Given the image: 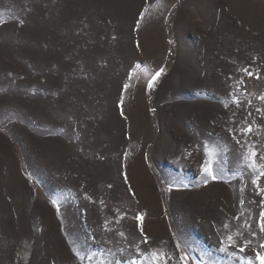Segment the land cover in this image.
I'll list each match as a JSON object with an SVG mask.
<instances>
[{"label": "rangeland", "instance_id": "rangeland-1", "mask_svg": "<svg viewBox=\"0 0 264 264\" xmlns=\"http://www.w3.org/2000/svg\"><path fill=\"white\" fill-rule=\"evenodd\" d=\"M261 97L264 0H0V264H259Z\"/></svg>", "mask_w": 264, "mask_h": 264}, {"label": "snow or ice", "instance_id": "snow-or-ice-1", "mask_svg": "<svg viewBox=\"0 0 264 264\" xmlns=\"http://www.w3.org/2000/svg\"><path fill=\"white\" fill-rule=\"evenodd\" d=\"M244 71L247 73V75H249V76L252 75V73L248 72L246 69ZM159 75H160V73L158 72L151 78V80H149V82H148L149 88L153 87L154 81L157 79V77ZM125 87H127V85ZM261 99H264V97H261ZM233 102L235 103L236 101L234 100ZM244 131L247 133V132H251L252 129L248 128ZM205 154H206L207 158L205 160L202 171L204 172V174L206 176L211 177L212 179H216L217 177L214 175V172L212 169L211 152H209L207 147H205ZM256 158H257V153L255 150H251L249 155H246L244 157V159L249 162L248 166L251 167L253 170L259 172V175H257L252 180L253 184H258L260 181V178L264 177V165H261L258 168L257 164H256ZM260 159H264V157H260ZM261 192H264V188H261ZM53 203H55V202L53 201ZM228 227H229L228 224L224 225V228H228ZM258 227H259L260 232L264 233V210H262L260 212ZM121 235H123V234L121 233ZM226 239L228 241L227 244H225L224 240L220 241L221 247L219 250L221 252H227L230 247L235 246V241H234V238L232 235H228L226 237ZM144 242L147 243V240H145ZM177 247L179 248V246H177ZM260 248L264 249V243L260 244ZM239 251L241 253H243L245 251V247H243V246L240 247ZM89 259H91V257H89ZM142 259L147 260L148 264H168V261H170L172 259V257L170 255H168L167 253L163 252L162 250H154V251L148 253L145 257H142ZM256 259L259 261V264H264V253L257 252ZM188 260H189V257L187 255L181 254L179 264H187ZM118 264H119V262H118ZM126 264H136V261L132 260L131 262H126ZM247 264H252V261L251 260L247 261Z\"/></svg>", "mask_w": 264, "mask_h": 264}]
</instances>
